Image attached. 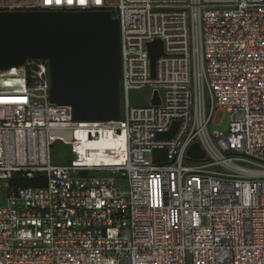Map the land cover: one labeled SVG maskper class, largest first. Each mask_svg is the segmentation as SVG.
<instances>
[{
    "label": "built area",
    "instance_id": "1",
    "mask_svg": "<svg viewBox=\"0 0 264 264\" xmlns=\"http://www.w3.org/2000/svg\"><path fill=\"white\" fill-rule=\"evenodd\" d=\"M20 1L0 9L113 12L121 105L74 120L48 100L47 60L0 69V264H264V0ZM140 89L148 104L132 105ZM217 111L227 131L209 130ZM103 130L118 148L51 161L70 132Z\"/></svg>",
    "mask_w": 264,
    "mask_h": 264
},
{
    "label": "water",
    "instance_id": "2",
    "mask_svg": "<svg viewBox=\"0 0 264 264\" xmlns=\"http://www.w3.org/2000/svg\"><path fill=\"white\" fill-rule=\"evenodd\" d=\"M148 49L153 74L161 41L149 43ZM27 59L47 60L48 100L69 105L74 120L119 119V20L111 10L0 9V69ZM151 103H159L156 91ZM177 126L158 137H172ZM187 153L204 157L198 143Z\"/></svg>",
    "mask_w": 264,
    "mask_h": 264
},
{
    "label": "rangeland",
    "instance_id": "3",
    "mask_svg": "<svg viewBox=\"0 0 264 264\" xmlns=\"http://www.w3.org/2000/svg\"><path fill=\"white\" fill-rule=\"evenodd\" d=\"M8 3L4 4L0 1V7L4 6H23L20 0H6ZM112 6L116 3V0H108ZM148 97V91L145 89L131 90L129 92V99L132 105H146ZM229 113L223 111H217L212 119V123L209 124V130L215 131H227L229 124ZM108 137H112L110 131L103 130L102 134L90 133V132H70L69 139L71 142L66 144L63 141H57L50 147V156L53 163H66L68 161L75 160L76 156L81 152L88 153H101L105 150ZM110 138V139H112ZM121 143V138L117 139ZM90 174H106L109 173H98L90 172ZM116 185L121 190H126V182L124 179L116 177ZM6 193L5 189H0V198Z\"/></svg>",
    "mask_w": 264,
    "mask_h": 264
},
{
    "label": "trees",
    "instance_id": "4",
    "mask_svg": "<svg viewBox=\"0 0 264 264\" xmlns=\"http://www.w3.org/2000/svg\"><path fill=\"white\" fill-rule=\"evenodd\" d=\"M110 138L112 137H108L106 145L119 143L117 138H112V139ZM14 179L16 180V175L14 176L13 180ZM17 182L16 183L22 187H28V186L36 187L44 184V179L43 176L37 175L34 179H18Z\"/></svg>",
    "mask_w": 264,
    "mask_h": 264
},
{
    "label": "bare ground",
    "instance_id": "5",
    "mask_svg": "<svg viewBox=\"0 0 264 264\" xmlns=\"http://www.w3.org/2000/svg\"><path fill=\"white\" fill-rule=\"evenodd\" d=\"M82 1V0H81ZM120 145V143H116V144H108V145H106V147H105V149H106V151L108 150V151H110V150H112V149H114V148H118L117 146H119Z\"/></svg>",
    "mask_w": 264,
    "mask_h": 264
}]
</instances>
